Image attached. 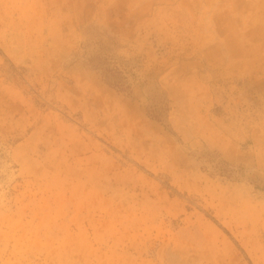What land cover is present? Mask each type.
Here are the masks:
<instances>
[{"label":"rangeland","instance_id":"374dc122","mask_svg":"<svg viewBox=\"0 0 264 264\" xmlns=\"http://www.w3.org/2000/svg\"><path fill=\"white\" fill-rule=\"evenodd\" d=\"M0 264H264V0H0Z\"/></svg>","mask_w":264,"mask_h":264},{"label":"trees","instance_id":"16d2710c","mask_svg":"<svg viewBox=\"0 0 264 264\" xmlns=\"http://www.w3.org/2000/svg\"><path fill=\"white\" fill-rule=\"evenodd\" d=\"M84 56L86 64L100 74L104 83L118 91L131 92V85L127 77L130 71L124 62L108 57L101 49L91 55L86 52ZM167 102L166 99H162L151 105L148 109L150 117L162 121V115L168 110Z\"/></svg>","mask_w":264,"mask_h":264}]
</instances>
